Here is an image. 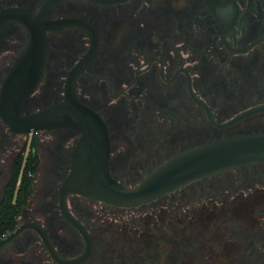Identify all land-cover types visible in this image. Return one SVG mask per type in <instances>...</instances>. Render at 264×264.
<instances>
[{
  "label": "flooded vegetation",
  "instance_id": "flooded-vegetation-1",
  "mask_svg": "<svg viewBox=\"0 0 264 264\" xmlns=\"http://www.w3.org/2000/svg\"><path fill=\"white\" fill-rule=\"evenodd\" d=\"M48 1L0 0V10L19 7L37 15ZM61 19L89 25L96 53L77 69L91 48L88 32L79 26L46 31L47 66L21 115L64 104L75 78L77 99L106 128L109 172L122 185L136 187L170 158L211 141L264 133V109L254 111L264 106V0H64L50 13L51 21ZM28 41L27 31L13 25L1 43L0 94ZM83 134L73 125L14 132L0 115V205L15 167L22 166L14 200L25 168L36 167L28 174L29 196L18 224L0 239L22 228L0 247V264H155L163 259L155 252L154 235L169 231L179 237L166 235L178 256L169 262H191L186 253L204 247L218 260V249L209 242L213 222L224 218L247 235L243 264L264 263V161L123 208L78 193L63 197ZM164 200L202 203L208 210L183 208L163 230L156 225L163 220ZM128 214L139 215L131 228L123 225Z\"/></svg>",
  "mask_w": 264,
  "mask_h": 264
},
{
  "label": "water",
  "instance_id": "water-1",
  "mask_svg": "<svg viewBox=\"0 0 264 264\" xmlns=\"http://www.w3.org/2000/svg\"><path fill=\"white\" fill-rule=\"evenodd\" d=\"M60 1L64 0H49L37 15L19 7L0 10V45L13 25L22 26L29 37L26 49L16 61L1 89L0 115L14 132L31 133L67 125L83 130V139L74 153V166L64 186L63 197L68 193H78L117 207H138L198 178L236 166L264 161V133L227 137L179 153L157 167L138 186L127 187L115 181L110 175L108 168L110 148L106 128L100 117L77 99L75 78L67 86L64 104L22 116L23 105L39 85L47 66L49 43L46 31L79 26L88 32L91 48L84 60L77 65V69L88 65L96 53L97 38L89 25L77 19L50 20L52 7ZM90 1L113 2V0ZM261 109H264V106L254 111ZM208 114L213 121L209 111ZM21 229L0 241V247ZM44 239L53 257L57 258L52 245L46 238Z\"/></svg>",
  "mask_w": 264,
  "mask_h": 264
},
{
  "label": "rangeland",
  "instance_id": "rangeland-1",
  "mask_svg": "<svg viewBox=\"0 0 264 264\" xmlns=\"http://www.w3.org/2000/svg\"><path fill=\"white\" fill-rule=\"evenodd\" d=\"M162 212H163V220L159 225H156V227L162 226L163 224L165 225V228L167 227V223H171L172 221H176V219H172L173 216L177 215V212L181 211L183 212L184 210H195V211H203V210H208V208H205V205L202 203H192L191 206L190 204H184L180 202H169V200H164L162 201ZM150 211V207H147L144 209V211ZM246 210H249L246 208ZM203 214V212H201ZM179 214V213H178ZM201 214V215H202ZM205 215V214H204ZM136 216L139 215H133L131 216L128 214L126 217H124L125 224L124 226H127L128 228H131L132 223L134 222V219ZM150 216H152L150 214ZM203 216V215H202ZM183 217V216H182ZM239 221H247L246 218H238ZM182 224V220H181ZM164 225H163V230H164ZM200 225V224H199ZM203 226V225H201ZM213 236L210 239V244L214 246L215 248L218 249V251H215L216 254L219 255V259H213L210 256H208V248H198L196 251H190L187 252L186 255H190V258L192 259L191 262H169L171 260L177 259V253L174 251L173 247L168 245L169 240L166 238V235L168 238L174 239L179 238L178 234H174L172 231H169L168 234L165 233V235H159L157 233L154 235V243L158 242V248L155 249V252H157L159 260L163 259V262H155V264H243L245 263V247H246V242L244 237H247L245 234L244 230H241L237 228L236 225L228 224V220L226 218L220 219V220H215L213 222ZM204 227V226H203ZM251 226H246V230L253 231ZM122 229V228H121ZM235 229V230H233ZM206 231L204 230L201 233H205ZM164 234V233H163ZM187 236H189L188 232H186ZM181 237L183 236L182 234ZM159 237V240H158ZM208 238L201 240V245H208ZM200 247V246H198ZM181 249H184L183 246H181ZM219 252V253H218ZM211 254V253H210ZM212 255V254H211ZM186 257H183L185 260ZM217 260V262H216ZM260 264H264L261 262Z\"/></svg>",
  "mask_w": 264,
  "mask_h": 264
},
{
  "label": "trees",
  "instance_id": "trees-1",
  "mask_svg": "<svg viewBox=\"0 0 264 264\" xmlns=\"http://www.w3.org/2000/svg\"><path fill=\"white\" fill-rule=\"evenodd\" d=\"M21 167V164H18L15 167L13 184L9 188L4 201L0 205V239L8 232H11L16 228L18 224L17 219L20 217L22 209L27 204L29 196L28 190L30 187V178L28 177V174L30 172H34L36 167L32 164L27 165L20 183L18 197L14 200V191L19 181Z\"/></svg>",
  "mask_w": 264,
  "mask_h": 264
}]
</instances>
